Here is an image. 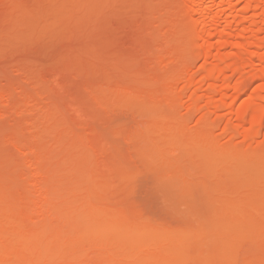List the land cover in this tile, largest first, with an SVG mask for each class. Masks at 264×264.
<instances>
[{
  "label": "bare ground",
  "instance_id": "bare-ground-1",
  "mask_svg": "<svg viewBox=\"0 0 264 264\" xmlns=\"http://www.w3.org/2000/svg\"><path fill=\"white\" fill-rule=\"evenodd\" d=\"M113 1H56L62 6L53 7L56 13H49V6L44 10L52 21L46 28L42 23L43 29L33 24L35 18L25 21L30 27L16 20L25 29H14L15 47L0 49V59L12 56L24 34L41 32L44 37L59 31L72 40L85 35L106 20ZM182 1L198 32L185 43H166L160 50L159 61L170 75L142 76L136 59L109 55L110 62L100 58L107 68L101 84L93 83L95 73L87 76L67 66L71 71L65 75L75 76L70 85L56 74L62 71L52 73L50 68L45 76L34 73L40 78L36 76L33 89L21 85L17 93L5 90L4 112L6 106L11 116L52 114L58 123L48 147L37 149L40 139L31 135L13 141L40 183L22 200L10 202L0 186V264H264V0ZM71 5L78 17L69 15L71 21L63 22L59 18ZM57 12L59 18L53 19ZM192 54L205 61L197 70ZM80 73L88 95L72 97L81 86ZM256 80H261L257 92L246 96L247 85ZM180 106L183 110H176ZM212 116L222 121L227 141H220L209 126ZM255 146L261 149L251 151ZM160 192L176 198L180 210H192L189 215L195 210L199 216L185 218L186 209L181 212L178 206L164 210L153 199Z\"/></svg>",
  "mask_w": 264,
  "mask_h": 264
},
{
  "label": "rangeland",
  "instance_id": "rangeland-1",
  "mask_svg": "<svg viewBox=\"0 0 264 264\" xmlns=\"http://www.w3.org/2000/svg\"><path fill=\"white\" fill-rule=\"evenodd\" d=\"M56 1L57 2L58 1L64 2V0L63 1L62 0H55V1L54 0H4L3 7L0 6V49L1 50L10 49L11 50V46L15 47L14 46L15 45L14 44V36L16 35L15 32H19L18 31L19 27L22 29L23 27H21V26H23V24L27 25L28 23H30L29 20L33 21L35 18L33 24L35 26H37V28H39V29L42 27L44 28V25L46 28V25L49 24L50 21H52V18H51L52 15L49 13H51V11H53V10L54 11L52 13H56V11H57V10L55 11V9L53 7L56 8L57 6H62V5H59V4H61V2L54 4ZM114 1H117V2L113 3ZM114 1L112 2L113 3L112 5H108V6H110L109 7L110 11H108L107 9L105 11L106 14L109 13L112 15L108 14L109 17L106 16V18H104L105 17L104 16L103 18L106 20L102 19L103 22L99 23L98 24L99 26L96 25L95 27H93L92 29L89 30L91 32L88 31V32L84 33L85 35H83V36L81 35L79 37H75L74 40H72V38L71 39L63 38V35L61 33H59V31L52 32L49 35L46 33L47 37L50 36L49 39L46 36L42 37V35L39 34L41 32H38L37 34L32 35V36L31 35L27 36L26 34H24V35H22V36H24L23 43L25 41L26 42L24 44L22 43V45H21L22 38L20 37L21 41H19V43H20L21 48L18 46H17L18 48L16 47L17 50L15 48H12V49H15V51L12 52V56L8 52V54H10V57L8 59L7 58H5L6 60H3L4 58L0 59V67H2V69L0 68V91L2 90V92H3V93L0 92L2 94V95L0 94V111H1L0 112V168H1L0 172L1 171L3 172V175H2L3 179L1 180V178H0V180H1L0 186L2 185L1 187H2L3 191H5L8 195L6 197V202H10V201H7L8 199H10L11 201H12V199L13 200L16 199V201H20L17 199L22 200V197L25 195H28V193H29L28 191H30L29 189H31L32 186L35 185V183L36 184L40 183V178H38V176L33 173L34 172V169L32 168L33 166L32 165L29 166V164L28 165L25 164V162H24L25 160H23L24 157H22L23 155L21 156L20 152L18 154V150L13 146V141L14 140H18V141L25 140V139H27V137L30 138V135H31V138H37V139L39 138L40 139V143L35 146V147H37V149L38 148L42 149V148H45L46 146L48 147L50 145V143L53 141V138H54L53 129L56 127V124L58 123V117L55 115H52V114H50V115L41 114L40 115V114H34V113H28L26 115L16 114V116H15V114H13L11 116V113H10L11 110L10 109L8 110L5 106V110L7 112L9 111V113H10V114L7 113V115H6V111L4 112V110H3L4 105L2 104V103H4V101L2 100L3 99L2 96L5 92V90L7 91V90H9V88L10 89L12 88V90H9V91H14L17 93V89L19 88L18 86H21V85H23L24 89L26 88L25 85H27L28 90L31 88L33 89V88H35V84H33V83H36V81H35L36 76L39 77V76H41V74H42V76H45L46 75L45 73L49 72L48 69L50 70V68H51V70H53V71L50 70L52 73H54V71L55 72H61L62 71L61 73H56V74L58 76L60 74V77L63 76L62 78H64V80H63L64 84H66V82H68V85H70L73 83V81L75 79V76H71V74L74 75L73 72H71V74H70L71 78H69L70 76L67 77V75H65V74H69V72L71 71V70H69L70 68H72V69L77 68L76 70L82 71L81 73H83V75H85V74L87 75V73L89 75L90 74L92 75V73L93 74L95 73L94 77H97L96 78L97 82L95 81V79L93 77H92L94 79L93 81H95V82H93V81L92 82L94 84L98 83V82L102 83L103 81H105V78H106L105 72H106L107 68L106 67L104 68V66H103V65H105L104 61H101L100 58H102L103 60L105 59V61H107V62H110L109 60H107V58H108L112 61V57L110 58V56H116V58L119 56V59L117 58L118 60H120L121 58L123 60H124V58H126L128 61H130L131 59H133V60L136 59V61L138 62V66L136 67V69H138L141 72L142 76H152V75L168 76L172 73V71L170 69L164 67L163 65H161L159 58H158V54H159L160 50L165 45H167L166 43L170 44L171 42H175V41L185 43L187 40H189V38H193L197 35L198 25L194 22L193 13L190 10V8L187 7L183 3L182 0H114ZM47 3H48V5H47ZM51 3H53V5H56V6H52ZM70 3L71 2H69L68 4H70ZM76 4H77V2H76ZM73 5H71L73 7V10H71L72 9L71 6H70L71 7L70 10H66L68 13L67 14L65 12L66 16L68 15L67 17L65 16V14H63L64 19H63V17L59 18L56 16V15H58V12H57V14L53 15L54 16L53 19H56V17H57V19L59 18L63 22H66V20L68 22V21H71L70 18L74 17L72 20H75L78 16L75 15L76 9H75V6H73ZM48 6L51 7L52 10L50 8H49L50 9L49 10ZM44 7H46V8H44ZM68 7H69V5H68ZM46 9H48V11H50V12L48 13V11L47 12L44 11ZM56 9H58V8H56ZM41 11H43L42 14L45 12L46 16H45V14L42 15ZM73 12L75 13L74 15H73ZM48 14L50 15L51 19L48 17ZM69 15L73 16V17H70ZM37 16L39 19H37ZM42 16H43V18H41ZM75 16H77V17H75ZM46 17L49 19V21L47 20L48 22H45L46 20H44ZM21 19H24V21ZM40 19H42V20H40ZM16 20H19L22 25L20 23H18L19 21L17 22ZM36 20H40V21H36ZM13 21H14V23H13ZM25 21H27V22L29 21V22L27 23ZM41 21H43V22H41ZM15 22H17L16 25H15ZM37 22L38 23L41 22V23H39L41 26H38ZM35 23H37V24H35ZM18 24H20L21 26L20 25L18 26ZM33 24L31 23V25H33ZM176 24H180V26L176 28L175 27ZM28 26H29V24H28ZM28 26H26L27 29L30 27V26L29 27ZM33 28L35 31H37V28L36 29H35V27H33ZM14 29H15V32H14ZM23 29H25V27ZM12 34L14 35L13 37H12ZM36 35H38V37L40 36L42 38V40L40 37L38 38ZM43 35H45V34L43 33ZM52 35H53V38H51ZM9 36H10V39L13 40V42H12V40L9 41L10 40V39H8ZM29 36L31 38L34 36V39H31ZM56 36H57V38H56ZM18 37H15V38L19 39ZM28 37H29V39H28ZM44 38L46 41L43 40ZM7 39H8V42H7ZM32 40L34 42H32ZM83 40L84 41L86 40L85 43L83 42ZM17 41L18 40H16V42ZM28 41H30V42H28ZM40 41H42V42H40ZM59 41L62 43H60ZM44 42H46V43H44ZM82 42L84 44H82ZM8 43H10L11 45ZM28 43H31V45ZM32 43H34V44H32ZM42 43L44 45H42ZM49 43H50V45H49ZM51 45H52V47H51ZM29 46H30L31 50L28 48ZM34 47L37 49H35ZM68 47H70V48H68ZM33 48L36 50L35 52H34ZM41 48H43V49H41ZM18 49H20V50H18ZM24 49H25V52H24ZM26 49L29 53L26 51ZM55 50L57 51V53L55 52ZM73 50H75V52ZM37 51H38V53H37ZM50 51H51V53H50ZM58 52H59V55H58ZM71 52H73L74 54H72ZM101 52H103V53L101 54ZM19 53H21V54H19ZM104 53L106 56L107 55L108 56L105 57ZM1 54L4 55V53H1ZM35 54H37V55L35 56ZM76 54H77V56H76ZM74 55H75V57H74ZM55 56H58V57L60 56L59 57L60 59L61 58L66 59V57H67L68 61L69 60H71V61L68 62L66 60V62H65V59L60 60L58 57L55 58ZM72 56L74 59L71 58ZM5 57H8V56L5 55ZM35 57L36 58L39 57L37 59V61L34 60V59H36ZM53 57H54V59H52ZM14 58H15V60H14ZM50 58H51L52 62L50 61ZM116 58H114L113 60H115ZM12 59H13V61H12ZM21 59H24V61H26L25 62L26 64L23 63L24 61H22ZM57 59H59L60 61H58ZM7 60H11V62L7 61ZM17 60H18L17 63L21 65V68H20V65H18L16 63ZM19 60L22 61L23 64H21V62ZM28 60H29V62H28ZM45 60H46V62L51 63L50 67H48L49 63H47V65L45 64L46 63V62H44ZM62 61H64L65 63ZM190 61L196 70L205 62L202 57H199L198 55H195V54L191 55ZM11 63L13 65H11ZM52 63H56V64H53V66L55 65L54 67L52 66ZM69 63L72 65H69ZM14 64L15 65L17 64V65L15 66ZM27 64L30 66L29 68H28ZM57 64H59V65H57ZM61 64H62V66L65 64L66 65H65V67L64 66L62 67ZM42 65H46V66H42ZM108 65H109V63L107 64V66ZM5 66L6 67L9 66V68L7 69L9 71H3ZM40 66L42 69L40 68ZM67 66H69L68 67L69 69L66 68ZM43 67L45 68V70H43L44 69ZM57 67H59L61 70ZM10 68L13 72L10 70ZM15 68H17V70L21 69L20 71L26 70V71H28V73H31V75L34 76V77L33 76L32 77L34 78L35 82L33 81V78L31 77L30 74H29V76H27L28 74L25 73L24 71L18 73L19 70L15 71ZM63 68H65V69H63ZM29 70L31 72H29ZM66 70H67V72H66ZM14 71L16 74L14 73ZM102 71H103V75L98 76L99 74H102ZM51 72L49 74H51ZM97 72L98 73L100 72V73L98 74ZM109 72L110 71H108V73ZM20 73L21 74L23 73V76ZM34 73H38L39 76L37 74L35 75ZM76 73H78V72H76ZM81 73H80L81 76H79L80 78H78V80L81 79L80 81H82V82H80V84H79L77 81V83L79 85H81V83L82 84L84 83L82 80L84 76ZM19 74H20V76H19ZM53 75H55V74H53ZM48 76H51V75H48ZM90 76H89V78H90ZM73 77H74V79H73ZM31 78H32V82H30ZM52 78L55 80L60 79L59 77L56 78V76H55V78L54 77H52ZM61 80L62 79H60V81ZM26 81L29 83H27ZM70 81L72 83H70ZM90 81H88V82L91 83ZM31 83H32L33 87H31ZM101 83H98V84H101ZM75 85H74V87H75ZM260 85H261V80H256V81L250 82L246 87V91H245L246 96L250 97V96L254 95L257 92ZM86 86H87V84H86ZM6 87H7V89H6ZM14 87H15L16 91H15ZM21 88H22V86H21ZM86 88L82 85L79 87H75L74 93L72 92L74 96H72V97H75L77 95L78 96H80V95L81 96H87L88 92L86 91L87 90ZM17 95L18 94H16L14 96V98H16ZM65 96H67V95H65ZM68 96H71V95L69 94ZM18 98H20V97L18 96ZM17 99H14L15 102ZM68 99H70V98H68ZM19 100L20 99H18V102H19ZM2 110L4 113L2 112ZM176 110L182 111L183 107L180 106L179 108H176ZM2 113H3V115H2ZM29 114H30V116H29ZM33 115H35V116H33ZM212 117L213 118L210 119L208 122L209 126L215 130L220 141H222V142L227 141L229 139V135L221 133L222 121L216 119L215 116H212ZM195 119H196V116H192L191 122L194 123ZM13 148H14V150H13ZM260 149L261 148H258L257 146H255V147H252L250 150L251 151H259ZM19 156H21L22 158ZM13 160H15L16 164H21L20 165L21 167L16 165V164H14L15 166L13 165L11 167V163L12 164L15 163V162H13ZM22 161H23V164L20 163ZM8 167H11V168H8ZM30 167L32 168V171H31ZM42 178H45V177H42ZM43 180L41 179V182H43ZM46 180H47V178H46ZM6 193H5V196H6ZM158 194L154 195V197L152 196L154 201H156V204L158 202L159 206L160 207L163 206V209L167 210V211H172V210H174V208L176 209V207L178 206V205L176 206V204H174L177 200L176 198H173V196H171L170 198H165L161 192ZM178 204L180 205V203H178ZM174 206H176V207H174ZM185 209L186 208L182 207V209L180 210V207H179L177 210H179L181 212H185L184 211ZM186 211H187L186 213L188 214V212H191L192 210L188 211V209H186ZM193 213H196V215L198 214V212L195 210ZM206 213L209 215L211 214L210 211H206ZM183 214H185V213H183ZM192 214H190V215H192ZM179 215H180L181 219H184L182 217V213L179 212ZM190 215L185 214L184 216L186 218L187 216H190ZM204 215L202 214V216H204ZM209 215H206V216H209ZM195 216H193L194 218H192V219L197 218L199 215H197V217H195ZM189 220H190V218H189Z\"/></svg>",
  "mask_w": 264,
  "mask_h": 264
}]
</instances>
